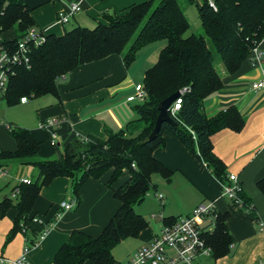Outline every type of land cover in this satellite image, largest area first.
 I'll list each match as a JSON object with an SVG mask.
<instances>
[{"label":"trees","instance_id":"trees-1","mask_svg":"<svg viewBox=\"0 0 264 264\" xmlns=\"http://www.w3.org/2000/svg\"><path fill=\"white\" fill-rule=\"evenodd\" d=\"M184 2L197 4L203 35L184 37L189 23L179 0H147L119 15L102 14L103 22L91 29L75 27L62 35H45L44 42L31 49L30 65L14 69L5 95L9 105L19 103L22 97H57L58 83L75 68L111 55L121 56L128 66L140 49L158 41L166 42L157 61L145 71L142 85L146 98L134 107L137 118L124 130L107 131L105 138L74 136L62 149L60 158L41 159L39 143L29 130L10 125L7 133L15 150L0 151V161L31 166L37 170V176L31 184L19 186L16 199L4 197L0 201V218L11 209L16 211L7 242L24 230L25 235L32 237L30 245L35 243L43 225L39 232L31 228L32 208L40 190L52 180L70 179L78 204L82 185L111 170L106 186L119 201V209L98 237L73 231L56 252L52 264H115L112 250L122 241L137 237L148 225L135 206L155 188L151 177L159 175L166 182L171 180L172 172L153 157V151L165 145V131L173 134L220 183L226 181V167L213 152L211 136L223 129L239 131L244 119L233 106L209 118L202 105L204 99L223 87V75L216 63L222 65L224 74H232L263 40L264 0ZM30 13L24 0H0V46H14L26 37L34 28ZM6 32L12 34L11 39L3 37ZM176 92L181 100L180 109L174 115L168 112L176 125L163 123L155 139L147 141L158 115V104ZM124 171L129 174L128 180L114 188ZM257 186L264 194V178ZM241 198L251 205L244 192ZM253 214L252 207L250 215ZM215 215L212 231H205L203 237L216 260L229 253L232 238L225 224L226 216ZM173 221L163 219L167 224Z\"/></svg>","mask_w":264,"mask_h":264},{"label":"crops","instance_id":"crops-1","mask_svg":"<svg viewBox=\"0 0 264 264\" xmlns=\"http://www.w3.org/2000/svg\"><path fill=\"white\" fill-rule=\"evenodd\" d=\"M145 1L24 0L31 9L34 28L45 35H62L75 27L91 29L98 22H103L102 14L119 15L127 8ZM70 3H78L80 10L70 16L66 24H61L57 20L58 14L64 12ZM142 49L128 66H125L121 56L111 55L75 68L58 83L57 97L49 95V98L39 102L36 111L38 126H27L33 139L39 143V158H60L62 149L72 137L93 135L105 138V132L124 130L128 123L137 118L134 110L137 103H128L126 99L134 94L136 85L143 84L145 71L150 68L144 66L154 57V50L142 54L145 56L138 64L137 55ZM258 50L262 53L264 67V38ZM261 77V67L254 66L249 56L237 71L223 74L222 89L204 99L202 105L203 112L209 118L233 106L244 119L239 131L223 129L213 134L211 144L214 154L226 167V176L237 175L244 195L253 207V216L234 209L221 196L220 182L173 134L165 131V145L155 149L153 157L172 172L171 180L155 184L154 175L151 177L156 201H146L147 194L135 206V211L145 218L148 225L137 237L118 244L125 245L126 249L122 263L159 234L162 219L178 220L190 214L195 207L211 202L217 215L226 216L225 224L232 244L224 257L216 260L211 255L200 257L196 263L201 264V259L206 258L210 260L209 264H264V194L257 186L264 178V90L252 89V84ZM51 118L58 120L52 129V140L50 132L39 126L40 122ZM3 124L0 123V151H14L15 143ZM4 144L5 148H2ZM17 170L22 174L16 180L20 177L31 181L34 179L35 172L28 167L19 165ZM6 171L8 174L9 171ZM111 173L109 170L98 180L88 179L79 190L78 204L72 181L68 178H56L43 187L31 216L39 218L42 225L48 223L45 225L47 232L41 240L39 234L33 245H30L32 237L23 232H17L10 241H6L16 217L15 210L7 211L0 218V256L16 261L24 255L28 264H52L56 252L73 231L98 237L120 206L112 190L106 186ZM128 178V172L124 171L113 187H119ZM157 195L162 198L159 200ZM71 202L76 203L71 210L61 208V204ZM149 204L153 208L149 209ZM152 215L155 216L152 218ZM158 215H161V219ZM213 227L208 226L206 231H212ZM31 228L39 232L42 226L31 223ZM114 249L112 255L115 260L117 254Z\"/></svg>","mask_w":264,"mask_h":264},{"label":"built area","instance_id":"built-area-1","mask_svg":"<svg viewBox=\"0 0 264 264\" xmlns=\"http://www.w3.org/2000/svg\"><path fill=\"white\" fill-rule=\"evenodd\" d=\"M213 7L212 2H209ZM80 10L78 3L68 4L66 10L58 14V22L66 24L73 14ZM45 34L37 31L35 28L27 32L25 38L18 41L14 46H0V99H2L8 89L10 77L16 67H28L30 65V53L33 47H37L44 42ZM251 63L254 66L261 67L262 77L258 82L252 84L254 90H264V67H262V53L259 52L258 47L251 50ZM134 94L127 97L128 103L140 104L146 98V92L143 85H136ZM182 90L180 94L183 92ZM28 98L22 97L19 104H26ZM181 100L178 97L169 107L168 112L174 115L180 109ZM58 124V120L51 118L40 122L39 126L50 132L51 140L54 138L53 128ZM6 130L10 129V124L4 123ZM85 138V137H83ZM7 171L0 168V176L6 175ZM16 185L11 191L10 199L14 200L19 194L20 185H29L31 180L25 177H20ZM221 196L225 198L236 209L246 212L250 215L252 206L245 204L241 198L243 193L242 185L235 174H230L226 177L225 182L220 183ZM160 200L161 195H157ZM76 203H63L61 208L64 210H71ZM216 217L213 203L201 204L195 207L190 214L179 218L169 224L164 223L162 219V226L160 232L155 236L151 242L145 247L140 248L132 256L122 264H197L196 261L200 257H207L211 255V248L206 245L203 233L208 226L214 225V218ZM31 223L42 225L39 218H32ZM25 233V231H22ZM47 227L43 225V230L40 233L39 240H41ZM0 264H28L24 255L18 260L13 261L3 256H0Z\"/></svg>","mask_w":264,"mask_h":264},{"label":"rangeland","instance_id":"rangeland-1","mask_svg":"<svg viewBox=\"0 0 264 264\" xmlns=\"http://www.w3.org/2000/svg\"><path fill=\"white\" fill-rule=\"evenodd\" d=\"M200 1H198L199 3ZM180 5L184 9V14L186 16V19L189 23V30L185 33L184 37H188V35L194 34V35H203V30L201 28L200 20L198 18V11H197V4L194 5H186L184 0H179ZM68 26V24L66 25ZM3 37L5 39H11L12 34L10 32L4 33ZM166 42L158 41L153 44L148 45L147 47L143 48L137 55L138 64L142 61V58L148 53H151L154 50V57L148 62L147 66L144 67H152L154 63L157 61L159 51L165 46ZM142 54H145L144 56ZM151 58V57H150ZM216 69L223 75V69L222 65L220 63H216ZM45 98H49V96L41 97V98H30L28 97V102L26 104H19L15 103L13 105H9L6 100L5 96L0 99V123H6L11 124L13 126L21 127L28 129L27 126L34 124L38 126V121L36 118V111L38 108L39 102H42L43 100H46ZM5 145L2 146V148H5ZM54 158V157H52ZM50 159V158H49ZM0 165L5 167L6 170H8V174L0 176V200L3 197H8L10 199V194L12 189L14 188L15 184V178L20 176L22 172L20 170H17V166L13 162H1ZM5 165V166H4ZM15 167V168H14ZM29 169L35 172L34 179L37 176V170L31 166H28ZM153 179H155V184H159L161 181H165L161 176L154 175ZM153 199L156 201L153 189H151L148 193L147 199ZM148 208H153L151 204L148 205ZM155 215H152V218ZM158 217L161 219V215H158ZM152 220V219H151ZM125 245H118L114 250L117 254L115 257V263L119 264L123 261L121 260L125 254ZM114 252V251H113ZM124 260V259H123ZM201 264H209L210 260L206 258H202L200 261Z\"/></svg>","mask_w":264,"mask_h":264},{"label":"water","instance_id":"water-1","mask_svg":"<svg viewBox=\"0 0 264 264\" xmlns=\"http://www.w3.org/2000/svg\"><path fill=\"white\" fill-rule=\"evenodd\" d=\"M178 97H179V92H176L158 104V107H157L158 115L156 117L153 129L147 137V141H152L153 139H155L163 123H166L169 125H176V123L169 116L168 109L170 105Z\"/></svg>","mask_w":264,"mask_h":264}]
</instances>
